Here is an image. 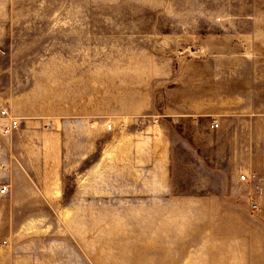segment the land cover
Instances as JSON below:
<instances>
[{
	"label": "rangeland",
	"instance_id": "rangeland-1",
	"mask_svg": "<svg viewBox=\"0 0 264 264\" xmlns=\"http://www.w3.org/2000/svg\"><path fill=\"white\" fill-rule=\"evenodd\" d=\"M4 186L0 264H264V0H0Z\"/></svg>",
	"mask_w": 264,
	"mask_h": 264
},
{
	"label": "built area",
	"instance_id": "built-area-1",
	"mask_svg": "<svg viewBox=\"0 0 264 264\" xmlns=\"http://www.w3.org/2000/svg\"><path fill=\"white\" fill-rule=\"evenodd\" d=\"M212 126L217 128L219 125H218V123H213ZM17 127H18V121L17 120H13L10 124L6 125L7 132H10L11 130H13ZM240 177L242 180L246 179L245 175H241ZM7 190H8L7 187L4 186L0 191L2 194H5V193H7ZM256 207H257V205H254V208H256Z\"/></svg>",
	"mask_w": 264,
	"mask_h": 264
}]
</instances>
